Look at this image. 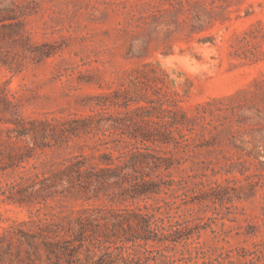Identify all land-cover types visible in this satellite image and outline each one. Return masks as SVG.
Masks as SVG:
<instances>
[{
	"label": "rangeland",
	"instance_id": "obj_1",
	"mask_svg": "<svg viewBox=\"0 0 264 264\" xmlns=\"http://www.w3.org/2000/svg\"><path fill=\"white\" fill-rule=\"evenodd\" d=\"M0 19V86L24 118L89 114L124 89L134 108V85L144 83L154 116H168L154 88L197 116L183 136L173 126L169 144L145 143L185 155L170 170L176 184L125 204L159 203L163 217L188 218L206 259L264 264V0H0ZM122 124L106 132L109 146L141 145ZM73 139L82 149L41 158L83 151L97 161L98 151ZM0 213L1 231L29 210L0 203Z\"/></svg>",
	"mask_w": 264,
	"mask_h": 264
},
{
	"label": "trees",
	"instance_id": "obj_2",
	"mask_svg": "<svg viewBox=\"0 0 264 264\" xmlns=\"http://www.w3.org/2000/svg\"><path fill=\"white\" fill-rule=\"evenodd\" d=\"M16 24L5 27L14 29ZM134 87L138 104L134 108L129 107L132 99L124 89L105 94L106 99L97 103L99 111L91 109L89 114L70 118L27 119L20 116L9 91L0 86V203L29 210L26 219H13L1 228L0 264H220V254L204 257L191 237L194 226L188 218L163 217L159 203L125 204L129 197L144 199L176 184L170 170L185 155L160 152L145 143L169 144L176 139L173 126L183 136V125L197 118L189 117L161 88H154L156 100L160 107L166 104L168 116H154L151 86ZM122 122L121 134L138 137L141 145L129 140L123 147L109 146L113 141L105 139L106 132ZM73 138L98 151L97 161L83 151L69 152L61 159L41 158L48 152L59 155L69 147L82 149L78 142L70 144ZM234 163L230 160V165ZM215 187L219 194L220 185ZM63 198L101 200L104 205L74 208Z\"/></svg>",
	"mask_w": 264,
	"mask_h": 264
}]
</instances>
